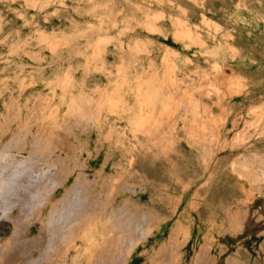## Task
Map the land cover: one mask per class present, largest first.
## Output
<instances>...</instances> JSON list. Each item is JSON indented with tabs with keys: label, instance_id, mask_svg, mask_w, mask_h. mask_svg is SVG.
Returning <instances> with one entry per match:
<instances>
[{
	"label": "rangeland",
	"instance_id": "obj_1",
	"mask_svg": "<svg viewBox=\"0 0 264 264\" xmlns=\"http://www.w3.org/2000/svg\"><path fill=\"white\" fill-rule=\"evenodd\" d=\"M263 159L264 0H0V264H264Z\"/></svg>",
	"mask_w": 264,
	"mask_h": 264
},
{
	"label": "bare ground",
	"instance_id": "obj_2",
	"mask_svg": "<svg viewBox=\"0 0 264 264\" xmlns=\"http://www.w3.org/2000/svg\"><path fill=\"white\" fill-rule=\"evenodd\" d=\"M247 161L244 163H240L239 161L240 164L237 166L239 173L245 176L253 177L254 180H264V171L260 173L261 171L259 172L258 168L256 169L253 164L254 161ZM262 163L264 166V161H262ZM34 173H36V171L23 162H18L17 164L15 163L11 168H7L5 164L0 163V209H6L10 205L18 203L23 206L28 204L29 198L31 197L30 194L34 187L29 176Z\"/></svg>",
	"mask_w": 264,
	"mask_h": 264
},
{
	"label": "crops",
	"instance_id": "obj_3",
	"mask_svg": "<svg viewBox=\"0 0 264 264\" xmlns=\"http://www.w3.org/2000/svg\"><path fill=\"white\" fill-rule=\"evenodd\" d=\"M260 196L257 197V199H259L260 201H258V203H253L252 205L254 207H257V210L253 209L252 210V215L253 218L255 215H258L257 212L255 211H259L261 210L262 213V219L261 222H250V230H251V234H250V238L247 240V242L244 244L245 246H249V247H254V246H264V193H259ZM254 220V219H253ZM193 233H194V229H193ZM193 234L191 236V238L186 242V246H188L190 244V241L192 240ZM135 247V246H134ZM133 251L126 256V260H125V264H130L131 261V257L133 255Z\"/></svg>",
	"mask_w": 264,
	"mask_h": 264
}]
</instances>
